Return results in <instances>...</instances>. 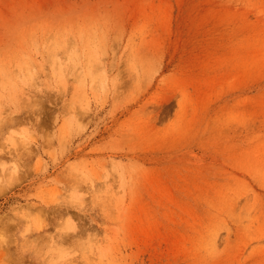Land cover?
Listing matches in <instances>:
<instances>
[{
	"label": "rangeland",
	"instance_id": "374dc122",
	"mask_svg": "<svg viewBox=\"0 0 264 264\" xmlns=\"http://www.w3.org/2000/svg\"><path fill=\"white\" fill-rule=\"evenodd\" d=\"M0 264H264V0H0Z\"/></svg>",
	"mask_w": 264,
	"mask_h": 264
}]
</instances>
